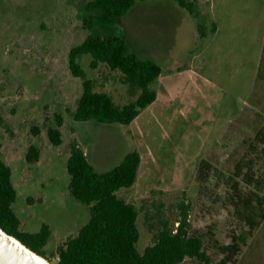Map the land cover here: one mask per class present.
Listing matches in <instances>:
<instances>
[{
	"label": "rangeland",
	"instance_id": "374dc122",
	"mask_svg": "<svg viewBox=\"0 0 264 264\" xmlns=\"http://www.w3.org/2000/svg\"><path fill=\"white\" fill-rule=\"evenodd\" d=\"M89 1L0 0V159L13 172L21 230L38 233L49 225L44 251L55 264L58 248L89 223L90 208L69 195L67 163L77 139L98 173L113 170L132 151L140 153L136 185L117 193L140 211V253L164 224L178 228L185 202L190 232L204 238L211 264L232 245L239 253L229 264H264V221L251 230L236 214L226 184L264 125V82L258 79L264 0H196L206 16L203 39L171 0L138 2L114 20L88 12ZM87 19L94 21V35L122 36L132 52L168 72L156 102L131 125L74 118L83 80L71 72L69 56L89 34ZM79 62L97 91L119 106L131 100L118 72L105 65L92 69L89 55ZM58 127L63 144L55 147L48 130ZM32 146L41 152L35 164L27 162ZM202 160L212 167L204 184L197 179Z\"/></svg>",
	"mask_w": 264,
	"mask_h": 264
},
{
	"label": "trees",
	"instance_id": "16d2710c",
	"mask_svg": "<svg viewBox=\"0 0 264 264\" xmlns=\"http://www.w3.org/2000/svg\"><path fill=\"white\" fill-rule=\"evenodd\" d=\"M145 1L92 0L87 3L86 10L100 12L114 20L125 17L138 2ZM171 1L193 20L199 38H206V16L201 13L198 2ZM85 22L89 34L82 44L71 50L69 56L71 72L83 80V94L73 114L74 118L78 122L96 120L102 124L131 125L156 102L161 79L168 72L155 61L141 59L132 52L124 37L94 35V21L87 19ZM215 30L216 26H213L212 31ZM85 55L92 57V69L105 65L121 75V83L129 88L131 100L127 104L119 106L111 95L96 90V82L88 78L79 62ZM258 79L264 82V51ZM59 127L48 130L49 140L55 147L63 144ZM40 158L41 152L36 147H30L27 162L35 164ZM141 162L140 153L132 151L113 170L98 173L77 139H73L67 163L71 177L69 195L90 208L91 218L76 237L58 248V261L55 264H183L187 259L212 263L204 238L190 232V214L185 202L182 203L178 228L173 229L164 224L154 234V243L144 253L139 252L137 245L140 232L137 223L140 211L135 205L120 199L117 193L136 185ZM211 169L209 161H201L197 175L201 184L210 179ZM12 176V169L0 159V227L47 258L44 248L51 238L52 230L49 225H44L38 233L21 230V220L13 209L18 194ZM226 182L233 192L236 214L251 230L257 229L264 221V125L257 131L247 153L237 163L233 177H229ZM245 240L243 235L240 241L244 243ZM223 250L226 254L218 264H229L239 253V247L235 245Z\"/></svg>",
	"mask_w": 264,
	"mask_h": 264
},
{
	"label": "water",
	"instance_id": "95a60500",
	"mask_svg": "<svg viewBox=\"0 0 264 264\" xmlns=\"http://www.w3.org/2000/svg\"><path fill=\"white\" fill-rule=\"evenodd\" d=\"M0 264H52L0 227Z\"/></svg>",
	"mask_w": 264,
	"mask_h": 264
},
{
	"label": "crops",
	"instance_id": "0c3cea01",
	"mask_svg": "<svg viewBox=\"0 0 264 264\" xmlns=\"http://www.w3.org/2000/svg\"><path fill=\"white\" fill-rule=\"evenodd\" d=\"M140 29H144V27L143 26H140V27H138L137 26V30H140ZM131 48V47H130ZM263 51H264V39H263V50H262V53H263ZM22 223V222H21Z\"/></svg>",
	"mask_w": 264,
	"mask_h": 264
}]
</instances>
